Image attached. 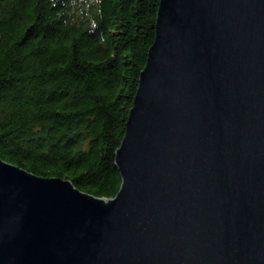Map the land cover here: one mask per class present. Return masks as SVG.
Here are the masks:
<instances>
[{
  "label": "water",
  "instance_id": "1",
  "mask_svg": "<svg viewBox=\"0 0 264 264\" xmlns=\"http://www.w3.org/2000/svg\"><path fill=\"white\" fill-rule=\"evenodd\" d=\"M113 197L0 156V264H264V0H159Z\"/></svg>",
  "mask_w": 264,
  "mask_h": 264
},
{
  "label": "trees",
  "instance_id": "2",
  "mask_svg": "<svg viewBox=\"0 0 264 264\" xmlns=\"http://www.w3.org/2000/svg\"><path fill=\"white\" fill-rule=\"evenodd\" d=\"M159 0H0V156L113 197Z\"/></svg>",
  "mask_w": 264,
  "mask_h": 264
}]
</instances>
